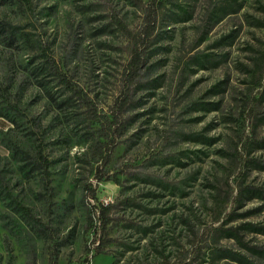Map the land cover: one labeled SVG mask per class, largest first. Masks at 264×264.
Here are the masks:
<instances>
[{
    "label": "rangeland",
    "instance_id": "rangeland-1",
    "mask_svg": "<svg viewBox=\"0 0 264 264\" xmlns=\"http://www.w3.org/2000/svg\"><path fill=\"white\" fill-rule=\"evenodd\" d=\"M1 24L0 264H264V0H0Z\"/></svg>",
    "mask_w": 264,
    "mask_h": 264
},
{
    "label": "trees",
    "instance_id": "trees-1",
    "mask_svg": "<svg viewBox=\"0 0 264 264\" xmlns=\"http://www.w3.org/2000/svg\"><path fill=\"white\" fill-rule=\"evenodd\" d=\"M155 3H157V0H154V5ZM154 13L155 11L154 9H152L151 14H149L150 21L148 24V28L146 29L144 35H140L136 38L135 41L136 44L133 48L131 59L129 60L128 65L125 68L124 79L126 82L125 83L126 91L124 92L122 98L117 102L118 109L115 115L116 123L119 121L121 115L127 110L128 106L130 105L132 88L140 81L142 77V67L144 65V51L141 46L142 45L146 46L147 44L152 42L151 38L156 30L155 25L153 24ZM114 21L120 28H122L123 30H127L126 25L117 16H115ZM2 28L3 25L1 24L0 30H4ZM13 30H15V28H13ZM119 126H121V124ZM111 152H112V146H110L109 144H104V146L100 147L99 158H100V162L102 163V166L105 167L109 164L111 158ZM13 155L20 156L21 159L26 161L25 168L28 173H34L38 168H40L43 174H48L49 163L45 159V157H43L41 154L39 155L41 159L39 161H35L26 151L20 149L19 147H14ZM13 204H14V209L16 211L23 212L24 215L30 212L28 208H24L16 201H13ZM113 210H114V205L112 204L103 205L99 210L100 220H101V231L104 234H106L108 227L112 222L111 214ZM164 264H167V262H164Z\"/></svg>",
    "mask_w": 264,
    "mask_h": 264
}]
</instances>
